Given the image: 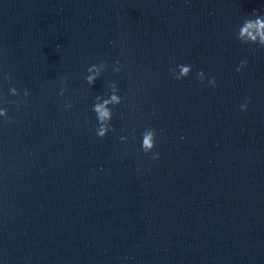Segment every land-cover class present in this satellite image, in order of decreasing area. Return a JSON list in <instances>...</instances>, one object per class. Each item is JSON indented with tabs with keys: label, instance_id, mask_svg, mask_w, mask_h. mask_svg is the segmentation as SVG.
Here are the masks:
<instances>
[{
	"label": "water",
	"instance_id": "1",
	"mask_svg": "<svg viewBox=\"0 0 264 264\" xmlns=\"http://www.w3.org/2000/svg\"><path fill=\"white\" fill-rule=\"evenodd\" d=\"M254 10L264 0H0V106L11 86L24 101L0 123V264H264V48L235 38ZM110 80L123 99L98 138L90 105Z\"/></svg>",
	"mask_w": 264,
	"mask_h": 264
},
{
	"label": "clouds",
	"instance_id": "2",
	"mask_svg": "<svg viewBox=\"0 0 264 264\" xmlns=\"http://www.w3.org/2000/svg\"><path fill=\"white\" fill-rule=\"evenodd\" d=\"M235 38L241 44L256 45L258 47L264 48V12L257 13L255 10L244 16L242 22L239 23L235 31ZM248 63L247 59H241L239 64L236 67V71L239 72L244 66ZM101 66L105 69L109 65L105 61L99 63H91L87 66L86 72L84 75V81L91 86L98 77L101 76ZM193 65L189 63H177L175 67H170L169 72L175 80H181L189 76L192 72ZM121 70V65L119 61H114L112 65V71L118 73ZM196 80L199 82H204L206 78L205 71L201 68L195 72ZM4 79H10V76L5 73ZM207 85L215 87L216 86V77L213 75L207 76ZM65 88H60L58 95H63ZM10 96L15 97L16 99L7 100L5 106H0V123L8 121L10 118L8 116L7 104L16 105L18 108L21 103L24 101L20 98V92L15 86L9 88ZM29 95L28 89L23 90V96L27 97ZM122 95L119 93V89L116 81L110 80L108 91L105 95L100 93L96 94L93 97L92 103L90 105V111L94 114L96 126L94 133L98 138H103L107 133L114 130L113 124L111 123L113 117L114 108L122 102ZM249 102V98L245 97L244 102L239 104V109L241 111L246 110ZM63 107L68 109L71 107L70 102H66ZM135 137V129L133 128L130 133ZM156 129L150 126H145L139 132V151L149 155L152 160H157L159 157V152L155 151L156 144ZM128 135H120V141H127Z\"/></svg>",
	"mask_w": 264,
	"mask_h": 264
}]
</instances>
